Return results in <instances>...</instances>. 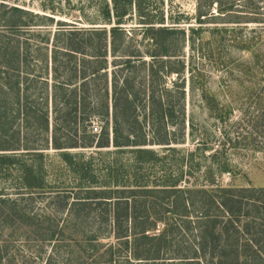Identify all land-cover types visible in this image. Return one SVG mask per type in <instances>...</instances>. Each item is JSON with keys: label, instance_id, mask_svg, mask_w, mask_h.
Returning <instances> with one entry per match:
<instances>
[{"label": "rangeland", "instance_id": "rangeland-1", "mask_svg": "<svg viewBox=\"0 0 264 264\" xmlns=\"http://www.w3.org/2000/svg\"><path fill=\"white\" fill-rule=\"evenodd\" d=\"M104 1L0 0V46H13L7 49L8 53L14 51V45L20 49L18 66L16 55L14 60H7L8 56L6 60L0 59V95L4 98L6 144L14 149L0 151V155L12 158V163L0 160V264H45L50 258L52 264L71 262L67 259L71 246L66 242H61L56 254L50 252V243H39L25 237L21 230L7 228L4 218L7 205L3 201L21 196L23 207L38 219L49 216L51 221L60 224L71 219L66 210L55 214L57 200L55 198L53 203L51 199L57 193L74 192L76 174L64 163L60 150L51 146L50 129L48 132L42 130V118L35 108L46 106L41 101L44 92L42 80L46 79L49 92L51 50L57 49L58 61L76 60L79 65L82 57L81 54H76V58L63 54L59 49L64 47L60 41L62 35L57 36L55 32L59 28L100 26L96 23ZM139 1V13H162V25L175 26L176 31L170 38L178 56L164 60L152 59L146 54L147 50L152 51V42L146 39L141 27L144 26L142 18L132 8V17L124 27L129 44L142 52L143 60H133L134 67L122 70L111 64L113 57L108 53L106 78L105 82L99 81V94H104L105 86L110 99L113 70L120 78V73L130 74L134 84L130 92L141 93V101L132 112L145 134V145L140 147L151 151L154 161L138 166L136 155L130 152L135 146L98 148L96 139L90 146L77 143L76 147H70L74 135L64 136V130H61L63 136L58 142L66 146L63 151L69 155L78 153L80 156H75L74 160L95 172L97 182L111 168V174L116 173L119 180L127 181L128 185H132L135 178L144 177L142 180L152 185L168 176L181 174L179 186L214 183L264 187V0ZM11 6L31 14L21 17L27 25L9 29L7 16ZM191 34L193 44L187 40ZM4 62L12 63L14 70L5 67ZM150 73L171 113L159 124L160 134L165 129L171 137L168 145L150 142L153 115L145 103ZM16 81L20 84L18 100ZM49 105L48 97L51 121ZM108 119L111 120L110 115ZM75 124L78 129L87 125L86 130L95 124L99 127L96 134H99L104 121L92 118L89 126L87 122L83 123L79 110ZM79 132L76 138L80 136ZM28 166L44 176L48 184L44 192L29 193L21 187L19 176ZM85 210V217L90 222L106 220L99 210ZM99 240L113 241L106 235L100 236ZM79 244L82 256L92 252L84 242Z\"/></svg>", "mask_w": 264, "mask_h": 264}, {"label": "trees", "instance_id": "trees-1", "mask_svg": "<svg viewBox=\"0 0 264 264\" xmlns=\"http://www.w3.org/2000/svg\"><path fill=\"white\" fill-rule=\"evenodd\" d=\"M132 8L142 18L144 26L141 27L146 39L152 42V51L147 50L146 54L152 59L164 60L178 56L170 38L176 31L175 26H163L162 13H139V0H105L98 11L99 22L96 24L100 26L59 28L55 35L63 36L60 41L64 47L59 48L60 51L71 58H76V54L82 57L79 65L76 60L58 61L57 49L51 50L50 91L47 92L46 79L42 80L44 92L41 101L46 106L35 110L42 118V130L48 132L50 129L51 146L60 150L62 160L76 174V190L57 193L51 199L53 203L55 198L57 200V211L54 210V213L66 210L72 220L60 224L51 221L49 216L38 219L26 211L21 202L23 198L19 196L3 201L7 205L4 211L6 227L12 228V231L21 230L25 237L39 243H50V252L56 254L61 242H66L67 246H71L67 254L70 264H264V187L214 183L179 186L181 174L168 176L152 185L143 181L144 177L135 178L134 183L128 185L127 181L119 180L116 173L111 174V168L97 182L95 172L74 160L80 155H69L63 151L66 146L58 142L63 136L60 131L64 130V136L75 137L70 147H76L77 143L90 146L96 139L95 146L98 148L135 146L130 152L136 155L138 166L154 161L153 153L140 147L145 145V134L132 112L141 101V93L130 92L134 87L130 74L120 73V78L113 70L110 99L105 86L104 94H99V81L105 82L106 78L108 53L113 57L111 64L122 70L134 67L133 60H143L142 52L129 44L124 27L132 17ZM8 11L9 29L27 25L21 17L31 15L29 12L16 6L9 7ZM191 31L195 33L194 29ZM180 32L184 35L183 29ZM187 40L190 44L194 43L192 34L187 36ZM11 47L0 46V59L6 60L8 56L7 60H14L16 55L18 66L19 46L14 45V51L8 53L7 49ZM4 65L14 70L12 63L4 62ZM60 71L67 74L63 75ZM148 79L145 103L153 115L150 142L168 145L171 137L165 129L160 134L159 125L166 115L171 116L168 103L164 95L157 91L152 73ZM14 84L18 100L20 84L18 81ZM181 94L184 95L183 91ZM79 110L83 123L87 122L89 126L92 118L104 121L99 134L93 133L92 127L86 130L87 125L80 129L75 126ZM4 121V98L0 95V151L14 150L6 144ZM79 130L80 136L76 138ZM0 160L12 163L10 156L0 155ZM19 180L21 187L29 193L44 192L48 186L44 176L29 166L22 169ZM85 209L99 210L106 220L88 221ZM104 235L113 241L101 242L99 237ZM72 242L75 244H69ZM80 242H84L92 252L82 256ZM45 264H52L51 258Z\"/></svg>", "mask_w": 264, "mask_h": 264}, {"label": "built area", "instance_id": "built-area-1", "mask_svg": "<svg viewBox=\"0 0 264 264\" xmlns=\"http://www.w3.org/2000/svg\"><path fill=\"white\" fill-rule=\"evenodd\" d=\"M91 127L93 133H97L99 131V127L97 125L93 124Z\"/></svg>", "mask_w": 264, "mask_h": 264}]
</instances>
